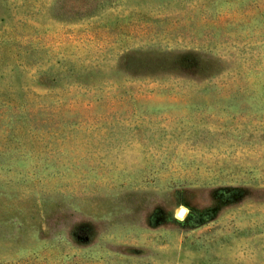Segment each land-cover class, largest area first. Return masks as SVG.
<instances>
[{
    "label": "rangeland",
    "instance_id": "1",
    "mask_svg": "<svg viewBox=\"0 0 264 264\" xmlns=\"http://www.w3.org/2000/svg\"><path fill=\"white\" fill-rule=\"evenodd\" d=\"M0 264H264V0H0Z\"/></svg>",
    "mask_w": 264,
    "mask_h": 264
},
{
    "label": "water",
    "instance_id": "2",
    "mask_svg": "<svg viewBox=\"0 0 264 264\" xmlns=\"http://www.w3.org/2000/svg\"><path fill=\"white\" fill-rule=\"evenodd\" d=\"M181 210V209H180ZM183 211V210H182ZM179 215H181V214H179Z\"/></svg>",
    "mask_w": 264,
    "mask_h": 264
}]
</instances>
